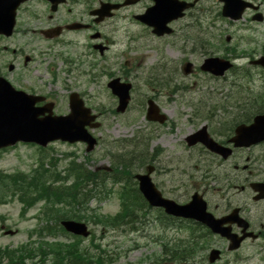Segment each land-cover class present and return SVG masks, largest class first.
<instances>
[{
	"label": "rangeland",
	"instance_id": "1",
	"mask_svg": "<svg viewBox=\"0 0 264 264\" xmlns=\"http://www.w3.org/2000/svg\"><path fill=\"white\" fill-rule=\"evenodd\" d=\"M251 1L262 2V9L264 10V0ZM143 6L129 9V11H142ZM199 7L208 15V21L214 19L215 29H211L210 33L214 35L215 43L225 41V38L230 36L233 37L234 42L229 47H233L236 42L240 41L241 36L246 34L251 35L256 41H264V24L252 28L251 32H246L240 29L246 25L245 22L236 24V27H239L236 28L230 27L226 21H222L219 18L221 4L218 0H204ZM121 14L126 16L128 13L123 12ZM127 24V22L121 20L117 24L114 22L107 23L105 26L108 27L103 31L106 35H110L115 28L122 29L127 27ZM128 29L139 31V28L133 24ZM21 32L18 26L16 33L10 39H0V73L8 76L15 88L18 87L19 76L24 80L31 79L39 85L43 84L44 93H48L50 97H55L58 102L56 108L57 114L67 113L65 96L68 89L66 86L86 94L85 99L88 100L89 106L95 109L105 111L113 106L115 100L106 90V83L108 82L106 77L91 80L89 76H82L80 80L76 79V82L73 78H67L61 75V80L48 82V78L45 77V70L50 58L49 56H43L42 53L48 52L47 49L49 48L46 44L39 42V40L28 41V36H24ZM195 33H197V29L190 32L185 31L182 33V36L187 37L192 35L194 38L198 36L194 35ZM141 36L143 37V34ZM148 40L150 48L136 53V55L142 54L144 56L140 69L138 68L137 57L134 58L133 76L135 77L134 83L136 84V89L132 94V103L127 114L114 117L109 115L107 111L103 112L102 123L104 122L106 126H104V129L95 131L94 135L102 138V140L104 138H110L106 142L107 144H111L109 143L111 140L133 139L137 134H141V136L144 134L146 136L149 132H153L155 138L150 143L148 141V154H155L156 149L160 151V154L157 156L158 168L152 180L161 189V193L164 196L182 204L188 201L194 191L197 190L194 179L193 181H189V178H195L197 179V183H199L200 176L206 167L207 159L203 158L204 163L201 164L200 156H208L200 147L188 148L185 143V138L196 132L201 125H208L210 136L215 140L219 139L218 134L215 132L219 133L221 131L222 124L228 123L229 121L232 122L234 119L239 118L240 115L248 117L256 109L253 111L249 109L243 114L236 107V105L240 104L241 96L245 94L248 85L247 81L242 77L245 61L238 60L236 63L237 74H232L220 81L211 80L201 74L184 77L179 68L182 60H188L196 66L200 63V58L189 55L190 48L194 45L193 41L181 40L177 42L175 38L157 41L149 36ZM167 42H174L176 47L170 46L169 49H164ZM181 45L185 47V54L179 50V46ZM240 49L237 47V54L243 52ZM63 51L66 52V50ZM20 52H22V56L33 58V63L29 64L28 70L24 69L21 72L18 71V66L16 65L21 64L22 56L20 57ZM216 52H218L217 55H223L221 50L216 49ZM9 65H13L15 69L12 74H8L7 72ZM154 68H161L156 70L157 74L161 79L171 80V87L174 85L185 87L174 97L176 101L170 104L165 103V95L169 93L168 89H147L145 87L144 83L149 77L150 71ZM34 70L37 71L34 72ZM84 70L89 69L85 67ZM102 70L103 72H107L108 65L106 63H103ZM114 71L116 70H111V72ZM93 72L96 73V69ZM49 75L52 77V72H49ZM37 76L40 77V81H37ZM56 81L58 82L56 83ZM262 83L256 77L254 83L250 85V88H261ZM153 90L163 95L159 99V106L164 110L169 119L168 123L163 127H149L145 120V107L142 106V100L144 96L150 95ZM209 94L211 95V99ZM199 102L200 104H198ZM191 103L198 105L193 106ZM199 105H202V111L205 114H208L207 108L216 106L217 111L212 121L206 118H195L194 115L197 113L196 109ZM221 106L226 107V113L219 108ZM51 146L53 151H51L50 157L60 160V169L65 168L73 159H76V162L79 164H85L90 170L97 168L101 163L107 165L109 163L108 156H105L107 148L104 146H99L92 154L88 155L85 154V148L82 145L69 146L57 143ZM257 152L258 150H255V153ZM69 154L70 156H67ZM37 158L38 152L35 148L19 145L15 149H9L1 155L0 170L5 173H14L16 171L27 172L31 167L35 166ZM45 161L46 166H48L47 162H50L49 158H46ZM201 165L205 167L202 168ZM164 166L176 170L174 172V178H176L174 184H169L168 179L163 175L162 167ZM221 180H223V176ZM180 184L181 186L176 188V193L169 192L171 186ZM97 206H99V212L103 216H114L120 209L119 201L115 196L107 201H103L99 205L93 203L90 209H94ZM19 209L18 204H9L8 206L0 207V215L5 218L6 228L8 230L18 231L13 237H4L2 232H0L1 249H15L20 245L27 244L29 238L26 235V231L36 226L35 221H31L29 224L22 222L18 215ZM155 217L156 213L154 211L147 214L144 224L140 226L136 225L137 227L139 226V231L136 233L129 231L127 227L118 230H101L90 224L89 227L94 236L92 239L83 240L81 247L94 257H102L104 264H160L158 261L160 257V242L157 239L179 240L174 238L180 236H177L175 232L165 234L158 223L155 221L151 222V219L154 220ZM58 240L62 241L63 239L60 237ZM98 247L101 251L98 250Z\"/></svg>",
	"mask_w": 264,
	"mask_h": 264
},
{
	"label": "flooded vegetation",
	"instance_id": "2",
	"mask_svg": "<svg viewBox=\"0 0 264 264\" xmlns=\"http://www.w3.org/2000/svg\"><path fill=\"white\" fill-rule=\"evenodd\" d=\"M114 3V0H67L66 5L61 7V14H56L54 16H48V21L55 22L47 29L52 28H65L73 24L84 25L89 30L92 36H98L102 44L105 46V54H107L111 45L109 41L104 38V36L97 30L101 27L103 23L97 24L93 17L94 11H96L102 3ZM76 9L77 13L73 14L72 10ZM263 22H264V16ZM193 15L190 13L186 14L182 20H186V27H190L192 23L191 19ZM253 13L250 14V19L252 21ZM179 22V21H177ZM177 22L172 23L175 24ZM210 28V24H209ZM66 34L69 32L66 31ZM78 33V32H73ZM176 33V31H174ZM93 38V37H92ZM74 44L73 42H68L67 45ZM95 45H93L94 47ZM92 47V46H91ZM207 48L211 46L207 43ZM204 51L201 52L203 54ZM215 54V53H213ZM123 55H121L122 57ZM264 56V43L260 45L258 50H254L248 54H241L240 58L250 62V57L261 58ZM100 56V58H103ZM233 59H237V56L231 55ZM72 61H69L70 64ZM251 63V62H250ZM76 67L75 72L79 70L78 64H72ZM261 112L264 113V100L261 101ZM264 144V143H263ZM235 157V156H233ZM237 157V156H236ZM243 163L241 171L245 175L241 178V185L238 187L240 194H242L243 199L240 206L234 208H225L221 211L218 210V205L214 204L212 209V214L217 217V219L227 218V223L224 225L228 229L230 234L243 236L245 235L240 248L236 252L229 251V242L225 239H218V243L225 246V252L230 258H235L232 260L234 262L236 258L239 264H264V152L261 156H238ZM230 164L219 163L213 170L214 173H219L221 175H227L230 172ZM237 170L238 166L234 165ZM166 177H168L166 175ZM218 182L214 180L213 183ZM260 191H254L256 188ZM219 191V190H217ZM234 209H237V213L233 214ZM241 219L243 222H240ZM217 237V236H215ZM219 238V237H218ZM217 239V238H215Z\"/></svg>",
	"mask_w": 264,
	"mask_h": 264
},
{
	"label": "water",
	"instance_id": "3",
	"mask_svg": "<svg viewBox=\"0 0 264 264\" xmlns=\"http://www.w3.org/2000/svg\"><path fill=\"white\" fill-rule=\"evenodd\" d=\"M24 0H0V18L3 22L6 20L12 21L13 11L16 6ZM159 5H167V9L171 10L173 4L171 0H156ZM225 3L224 15L232 16L230 9L233 7L232 0H221ZM243 7V6H242ZM185 7L180 6L177 10L181 11ZM176 9V8H175ZM239 16H235L237 18ZM210 61L202 67L205 71H211L218 74L227 68V65H221V69H214L208 65ZM36 100L24 97L22 94L13 92L7 84L0 80V147L13 145L18 141L22 142H36L39 145L45 146L47 142L58 137L71 135V141H87L86 135L83 133L82 127L78 125V119L82 117L80 109L73 110L71 117L68 120L52 119L47 117L38 119L39 115L44 114V110L33 109ZM152 109L150 110V113ZM69 119L72 121L70 122ZM258 133L264 135V124L258 127ZM194 138H190V144L195 143ZM212 151H217L215 147L207 143ZM238 146V142H236ZM93 143H90V149ZM222 156H226L228 152H220ZM162 206L166 207L164 204ZM172 205H170L171 208ZM185 210H180L183 216H187Z\"/></svg>",
	"mask_w": 264,
	"mask_h": 264
},
{
	"label": "trees",
	"instance_id": "4",
	"mask_svg": "<svg viewBox=\"0 0 264 264\" xmlns=\"http://www.w3.org/2000/svg\"><path fill=\"white\" fill-rule=\"evenodd\" d=\"M79 170H80L79 172H80L81 175L77 178L76 183L77 184H82L83 181L84 182L88 181V178H87V174L84 171H82L81 169H79ZM36 175H38V172H36ZM5 178H7V177H2V179H5ZM30 184L45 185V182H43L42 180H39V178H35V179L32 180V182Z\"/></svg>",
	"mask_w": 264,
	"mask_h": 264
},
{
	"label": "bare ground",
	"instance_id": "5",
	"mask_svg": "<svg viewBox=\"0 0 264 264\" xmlns=\"http://www.w3.org/2000/svg\"><path fill=\"white\" fill-rule=\"evenodd\" d=\"M199 106H200V105H199ZM201 106H202V105H201ZM210 106H211V105H210ZM210 106H209V107H210ZM207 109H208V108H207ZM207 109H206V110H207Z\"/></svg>",
	"mask_w": 264,
	"mask_h": 264
}]
</instances>
